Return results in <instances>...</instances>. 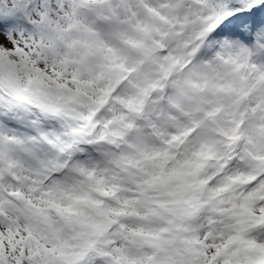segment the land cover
Wrapping results in <instances>:
<instances>
[{"label":"snow or ice","instance_id":"snow-or-ice-1","mask_svg":"<svg viewBox=\"0 0 264 264\" xmlns=\"http://www.w3.org/2000/svg\"><path fill=\"white\" fill-rule=\"evenodd\" d=\"M0 264H264V0H0Z\"/></svg>","mask_w":264,"mask_h":264}]
</instances>
